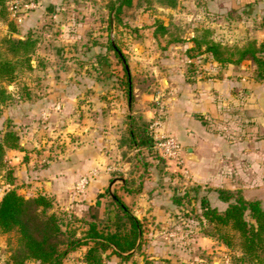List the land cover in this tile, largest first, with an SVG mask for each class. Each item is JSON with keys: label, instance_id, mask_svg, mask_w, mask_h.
Here are the masks:
<instances>
[{"label": "rangeland", "instance_id": "1", "mask_svg": "<svg viewBox=\"0 0 264 264\" xmlns=\"http://www.w3.org/2000/svg\"><path fill=\"white\" fill-rule=\"evenodd\" d=\"M29 1H33L36 6L25 9L24 4ZM195 2L196 0H177L175 7L168 8L160 5L157 0H150L149 4L132 0L130 6L121 8L117 21L111 17L107 0H4L6 13L4 18H0V38L7 34V22L12 20L16 30L13 37L24 38L31 35L36 38L37 43L30 57V69L21 71L11 83H0L10 96L0 106V137L6 125H9L19 135L20 146L23 148L16 158L17 170L10 165L11 157L5 151L0 167V187L8 184V189L22 188L23 194H31L27 191H35L32 186L40 166L57 157H63L82 145L83 139L75 128L97 126L102 131L113 129L118 131L115 133L117 141L125 146L121 150L114 148L111 154L107 151L110 155L105 164L109 180L118 177L130 180L128 186L133 191L130 193L135 194L137 184L134 183L137 181L143 182L145 178H150L156 180V186H163V176L170 178L166 184L170 187V199L175 211L171 210L170 219L160 225L148 218L139 219L142 224V243L140 251L134 253L135 257H141L145 263L150 264H183L178 259L182 252L184 263H196L197 258H201L202 264H240L236 260L239 254L236 239L233 240L232 248L221 249L215 244L212 246L215 249L208 253L200 247L195 248V238L199 234L203 235V230L213 231L210 224L200 219L199 198L203 195L212 196L214 190L207 184L195 183L186 166L185 174L173 169L174 165L160 158L152 148L130 149L123 144L128 114L132 113L135 122H145L147 127L153 119L162 115L160 105L165 106L164 102L169 96L165 89L166 83L161 82L165 76L164 68L170 55L177 58V54L182 51L181 46L167 41L180 36L189 37L190 30L195 26ZM175 9H179V12H175ZM155 20L163 22L166 32L161 34L157 31L156 37H153ZM242 21L243 18L237 13H233L229 21H215L216 35L221 38L226 33L235 39L240 33ZM109 42L118 47L128 69L132 96L128 111L122 62L110 49ZM155 96H158L157 100H154ZM62 99L68 101L65 108L61 110V107H51L53 102ZM137 100H144L145 105L153 107L154 113L149 120L144 119L139 108L133 106ZM45 104L47 105L44 106ZM226 141L232 140L227 138ZM183 158L187 161L184 152ZM219 170L225 178L223 182L232 176L237 184L244 187L247 197H263L261 192L257 193L258 188L254 183L246 185L241 182L247 177L245 171H231L224 167ZM16 171L19 174L17 176ZM6 172H9L8 175ZM249 174L248 177L254 175L257 178L258 174L260 177L264 172L251 170ZM9 178L11 184L7 182ZM116 186L118 184L107 187L118 194L122 189ZM38 188L46 190L44 185ZM86 189L87 187L77 194L73 185L75 195L84 194ZM103 190L104 188L100 192ZM230 191L241 195V188ZM45 193L53 200L49 212L53 211L64 222L68 221L69 228H74L77 236H80V230L85 225L72 220L71 215L88 221L91 220L90 215L94 214L101 225L106 223L107 212L111 210L110 202L103 194L98 199V205L94 201L78 216L70 209L56 207L53 195ZM259 202L264 209V199ZM127 206L131 211L132 204L127 203ZM151 228L156 231L154 235L150 233ZM15 236V232L0 233V264H12L10 253L16 246ZM151 239L171 245V249L178 252L170 251L168 255H157L156 258L148 260L146 258L151 254H147L145 250ZM219 244L221 243L218 246ZM68 254L63 259L64 264H68L65 261ZM112 256L114 255L109 257ZM225 258L228 259L227 263H224ZM24 264L38 263L29 260Z\"/></svg>", "mask_w": 264, "mask_h": 264}, {"label": "crops", "instance_id": "2", "mask_svg": "<svg viewBox=\"0 0 264 264\" xmlns=\"http://www.w3.org/2000/svg\"><path fill=\"white\" fill-rule=\"evenodd\" d=\"M195 3L193 12L196 19L193 24L195 26L189 33L190 38L199 28H207L213 41L229 47H242L251 39L257 42L264 40V0H196ZM175 12H179V9H175ZM233 13L243 18L239 35L233 39L225 33L219 38L216 35L215 21L219 19L229 21ZM189 37L180 36L181 42L172 43L181 46L182 51L177 54V58L169 56V61L164 68L165 76L161 79L162 83H166L165 89L169 96L164 102L165 106L160 105L162 115L159 117V130L173 136L187 157V161L183 160L180 167L174 166L173 169L185 174L186 166L191 173V179L197 184H207L212 189L241 188L244 199H264V175L261 174L259 177L258 174L257 178L254 175L248 177L251 170L264 172V81L255 79V66L248 60H242L238 64H219L205 52L187 57L185 51L191 46ZM157 98L158 96H155L154 100ZM66 104H68L67 99H62L53 102L51 107L53 109L61 107L62 110ZM39 106L43 105L39 104ZM128 106L130 108V104H127V111ZM133 106L139 108V112L146 120H149L154 113L153 107L145 105L144 100H137ZM108 128L110 129L109 126ZM86 129L89 132H87L88 135L85 132ZM75 130L83 139L82 145L75 147L67 155L57 157L48 161L46 165L40 166L32 186L35 187V191L29 189L27 192L31 194L25 195L22 188H16L19 194L28 197L47 192L53 195L54 203H57L56 207L70 209L79 216L86 207L94 203L97 192L106 186L115 187L118 184L116 187L122 189L118 195L124 203L132 204L131 213L137 219L148 218L157 225L170 219L171 210L175 211V209L170 199V187L166 184L169 183V177L163 176L161 182L163 186H156L155 179L145 178L143 182L140 180L134 183L137 184L135 188L137 193L127 192L125 188L130 190L128 185L131 181L125 180L124 177L109 181L110 177L106 171L105 163L108 161V155L113 153L114 148L121 150L125 146L116 139L115 133L118 131L113 129L102 131L97 126L92 128L81 126ZM225 138H231L232 141H226ZM5 151L11 157L10 165L17 170L16 158L22 150L7 149ZM123 167L125 170V166ZM223 167L231 171L239 169L245 171L247 177L241 182L246 185L254 183L258 188L257 193L261 192L263 197L258 196L254 199L247 197L244 187L237 184L235 178H231L232 176L223 182L225 178L219 173V169ZM91 169L96 170V177L90 180L84 194L75 195L74 183ZM17 174L16 171L15 176ZM40 185H44L46 190L38 188ZM212 192V196H207L210 203L219 209L223 208L224 204L219 202L215 192ZM150 233L154 235L156 231L151 228ZM195 241L197 245L195 248L200 247L206 253L215 249L212 247L215 244L217 248H225L224 245L218 246L216 241L201 234L195 238ZM171 248V245L151 239L145 250L151 255L146 259L151 260L157 255H168L170 251L178 252ZM85 250L86 246L83 245L70 252L65 259L66 263L85 264L81 260ZM181 255L178 259L183 264L203 263L201 258H197L196 263H184L182 252ZM148 263H145L141 257H135L133 253L129 259L122 261L116 256L109 257L103 264Z\"/></svg>", "mask_w": 264, "mask_h": 264}, {"label": "trees", "instance_id": "3", "mask_svg": "<svg viewBox=\"0 0 264 264\" xmlns=\"http://www.w3.org/2000/svg\"><path fill=\"white\" fill-rule=\"evenodd\" d=\"M146 4L150 0H141ZM164 7L173 8L177 0H157ZM132 0H107V8L112 12L111 17L118 21V14L123 6H130ZM140 2V0H139ZM4 0H0V18L5 17ZM8 32L0 38V83H11L23 70L30 69V57L33 54L37 40L26 35L24 38L13 37L16 32L12 20L7 22ZM157 31L166 32L163 22L155 20L153 37ZM191 46L186 49L187 57L196 54L209 53L212 59L219 63L238 64L248 60L254 66V77L264 81V40L257 42L248 40L242 47H229L215 42L210 38L207 28H199L190 38ZM181 42L180 38H170L167 43ZM110 49L122 62L118 47L109 42ZM126 64L122 62L125 77L124 92L127 104H130L131 83ZM10 99L9 94L0 86V106ZM126 128L123 134V144L130 149H151L152 142L148 135L147 124L137 123L133 114H128ZM23 150L20 146L19 135L9 125L0 137V167L3 163L5 150ZM7 175L9 172H6ZM111 181V180H109ZM10 184L11 179L7 180ZM216 198L224 204L219 209L209 203L207 196L199 198L200 219L212 226L213 231L203 235L216 240L226 248L234 246L236 239L240 264H264V209L259 200H247L236 192L228 189H213ZM127 192H133L126 189ZM136 191V189L134 190ZM106 195L111 210L107 213L106 223L99 225L96 215L91 214V220L85 221L73 215L72 220L84 223L85 228L76 235L64 220L52 208V197L46 193H36L25 197L15 188L7 189L0 196V233L15 232L16 246L10 253L12 264H24L34 261L38 264H64V257L79 246H86L81 256L85 264H102L110 255L120 260H127L133 253L139 252L142 243V224L130 211L120 196L110 191L106 186L96 194L95 205L99 197ZM107 222H110L108 224ZM201 222V220H200Z\"/></svg>", "mask_w": 264, "mask_h": 264}, {"label": "built area", "instance_id": "4", "mask_svg": "<svg viewBox=\"0 0 264 264\" xmlns=\"http://www.w3.org/2000/svg\"><path fill=\"white\" fill-rule=\"evenodd\" d=\"M35 6L36 4L33 1L24 4L25 9L34 8ZM159 117L160 116L153 119L147 127L148 135L152 142L151 148L160 158L172 163L176 167H180L184 160L183 149L173 136L165 134L159 130ZM96 175L97 172L95 169H91L86 174L81 175L74 183L75 192L77 194L82 193L88 186L90 180L95 178ZM8 187V184L0 187V196L8 189ZM227 262L228 259L225 258L224 263Z\"/></svg>", "mask_w": 264, "mask_h": 264}, {"label": "water", "instance_id": "5", "mask_svg": "<svg viewBox=\"0 0 264 264\" xmlns=\"http://www.w3.org/2000/svg\"><path fill=\"white\" fill-rule=\"evenodd\" d=\"M118 54H119V56H121L120 53H118ZM122 62L125 63L123 59H122ZM125 68H127V66H125ZM128 109H129V106H128ZM47 185H48V182H47Z\"/></svg>", "mask_w": 264, "mask_h": 264}]
</instances>
